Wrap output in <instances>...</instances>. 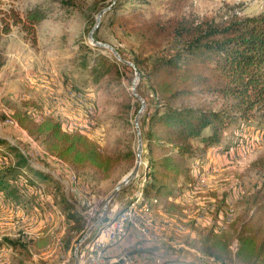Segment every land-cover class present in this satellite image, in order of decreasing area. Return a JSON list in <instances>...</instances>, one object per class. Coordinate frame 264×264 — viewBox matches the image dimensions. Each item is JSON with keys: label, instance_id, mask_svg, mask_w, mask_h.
Returning a JSON list of instances; mask_svg holds the SVG:
<instances>
[{"label": "rangeland", "instance_id": "1", "mask_svg": "<svg viewBox=\"0 0 264 264\" xmlns=\"http://www.w3.org/2000/svg\"><path fill=\"white\" fill-rule=\"evenodd\" d=\"M110 1L0 0L1 9H12L24 23H27L25 14L29 10L40 16V20L32 25L29 32L22 30L20 24H17L10 25L9 32L0 33V137L15 145L28 158L30 166L52 176L53 179L43 178L30 172L35 175V180L42 181L41 184L47 191L54 188L56 193L61 189L63 197L76 204H71L72 211L75 206L84 208L81 197H94L100 209L105 197L131 168V164L118 163L107 179H100L90 169H73L47 155L44 148L28 137L9 115L13 105L20 106L24 102L34 118L52 115L61 123L63 129L78 131L94 141L102 153L129 148L135 151L133 116L139 107V101L130 93L133 68L128 66L127 70L119 69V73L113 71L102 75L90 73L88 67L82 66L81 58L85 51L80 46L82 44L90 48V53H86L87 62L91 63L92 56L97 54L104 55L110 62L116 59L108 48L95 46L87 39L88 30L92 27L98 11L107 7ZM123 1L120 0L113 10L106 9L101 14L93 35L97 41L111 45L128 58L137 56L145 61L166 52L173 43L165 33L151 34L148 29L153 23L169 26L182 19L193 22L203 18L216 22L231 14L253 15L264 11V0ZM145 29L152 36V42L138 37L137 33L145 32ZM116 61L121 63L117 59ZM135 92L141 98L150 97L144 84L136 83ZM200 99L214 108L220 103L219 99L210 95L201 96ZM190 101L193 102L194 99L191 98ZM124 103L130 105L129 123L121 122L120 119ZM88 107H91L92 115L87 118ZM226 137L232 143L238 142V147L246 145L247 150L239 157L236 156L238 147L232 148L229 157L234 155V158L229 159L228 168L223 172L227 179L223 189L215 190L211 186H205L196 190L193 195L199 197L201 204L192 207L188 198L183 196V208L192 220L197 221L195 218L198 215H208L210 199H214L211 193L225 194L227 208L232 209L235 215L250 207L247 198L253 191H264V166L259 160L264 157V140L253 128L246 131L238 128L227 132ZM141 144L143 148L145 144L142 140ZM144 160L140 159L136 177L110 198L106 205L108 208L113 205H116V209L124 207L127 196L135 189L134 185ZM237 185L245 191L242 196L235 192ZM41 202L39 197L37 203ZM54 202L58 208L64 205L62 199L54 198ZM17 204L20 205L19 202ZM14 206L10 201L0 199V237L1 234L8 237L19 235L30 239L46 231L50 233L51 239L48 246L39 249L32 244L26 250L0 246V264H74V256L78 250L77 246L74 251V245L80 237L77 225L68 224L62 230L61 218L49 212L46 205H43L44 210H39L32 208V205L23 204L20 205L22 213L15 211ZM154 211L155 208L152 209ZM34 213L36 214L31 216ZM62 217L66 220L63 215ZM153 219L150 228L157 238L149 243L131 240L130 244L120 249L118 256L134 257L130 264H164L173 260L191 264H220L199 256L198 236L202 228L209 225L208 220H204L202 225L197 222L192 235H188V227L180 229L158 217ZM166 224L168 225L165 228H171L168 233L159 229ZM230 247L234 249L233 245ZM102 258L103 260L94 259V264H104L108 259L106 256ZM116 264H123L122 260ZM225 264L238 263L232 260Z\"/></svg>", "mask_w": 264, "mask_h": 264}, {"label": "trees", "instance_id": "2", "mask_svg": "<svg viewBox=\"0 0 264 264\" xmlns=\"http://www.w3.org/2000/svg\"><path fill=\"white\" fill-rule=\"evenodd\" d=\"M119 1L111 0L106 5L108 10H113ZM25 20L27 23L12 9L0 8V33L9 32L10 25L17 24L29 32L40 16L29 10ZM148 31L153 35L167 34L173 42L171 47L147 61L137 56L128 58L116 49L123 59L133 64L138 73L137 84H144L150 92L149 98L142 97L145 108L138 118L140 137L145 144L140 153V159L145 162L137 176L140 199L145 203L155 200L152 209L172 218L180 227L193 230L198 223L185 218L180 197L195 184L194 167L200 168L209 152L226 153L239 146L226 137L229 131L253 128L264 140V11L253 15L231 14L216 22L205 18L193 22L182 19L169 26L157 22ZM148 31L138 32V37L152 42ZM92 37L96 40L93 33ZM80 46L85 50L82 66L88 67L90 73L103 75L128 69L116 59L108 61L102 54L93 55L92 62H87L86 53H90V48ZM204 95L219 99L218 107L204 103L200 99ZM27 107L24 102L13 105L10 119L56 160L73 169H90L100 179L109 178L120 162L133 165L132 149L102 153L84 134L63 129L52 115L36 119ZM121 109V122L129 123V103L122 104ZM259 160L264 166V157ZM30 172L53 179L50 174L30 166L28 158L15 145L0 137L2 199L44 210L42 203H37L36 193V181H42L35 180ZM47 192L57 200L62 199L64 205L59 209L70 221L67 226L75 224L81 231L83 219L75 210H70L71 203L63 197L62 190L55 193L53 188ZM211 196L214 199L205 217L210 223L202 228L197 241L200 253L220 264L232 260L238 264H264V191H253L247 198L250 207L233 215L229 222L224 219L225 194L211 193ZM50 239L46 231L30 239L1 236L0 246L26 250L32 244L39 249L48 245ZM131 240L134 238L127 234L121 241L106 246L102 256H118L120 249Z\"/></svg>", "mask_w": 264, "mask_h": 264}, {"label": "built area", "instance_id": "3", "mask_svg": "<svg viewBox=\"0 0 264 264\" xmlns=\"http://www.w3.org/2000/svg\"><path fill=\"white\" fill-rule=\"evenodd\" d=\"M91 115L92 109L91 107H88L87 118ZM246 147V145L238 147L236 156H243L247 150ZM219 153L220 152L217 151L209 152L205 162L201 165V167H194V173L196 174L197 179L193 188L199 190L200 188L205 187L207 174L215 171V165L212 163V161ZM223 154L228 156V160L234 158V155H232L233 157H229V152ZM36 186V193L40 199H42V205H46L48 209L61 218L60 226L62 230L65 229L67 227V221L62 217L61 210L54 203V198L56 197H54L52 194H49L41 183L36 182ZM235 192L238 196H242L245 191L241 186L237 185ZM140 198V191L137 187L130 195L127 196V202L125 203L124 207L119 209H116V205L110 206L109 208L107 206L105 207L102 219L95 226H93L91 231L86 234L78 243V250L75 255L78 264H94V259L103 260L102 250L108 245L121 241L126 237L127 234L132 235L136 241L141 243H149L157 238L155 233L152 232V229L150 228L152 205L155 200L145 203L142 202ZM0 199H2L1 195ZM81 199L82 204H84V208L79 209L75 206V211L83 219V229L80 231L81 234L79 233V236H81L85 230L94 221H96V219H98L101 212L103 211L102 207L98 209V205L94 197H91L90 199L81 197ZM68 201L71 204H74L70 200ZM210 201L213 202V199H210ZM14 208L17 212H23L22 207L18 204L15 205ZM32 208L36 209L34 206ZM35 212L37 211L35 210ZM35 214L36 213L32 214L31 216ZM232 217L233 211L228 207L224 219L226 222H229ZM32 219H34V217ZM195 219L197 222H204V220H207L205 217H201L199 215ZM199 256L202 259L214 261L212 257L202 253H200ZM131 257L132 256H125L122 258L120 256L110 257L106 259L104 264H116L121 260L123 264H130L135 259L134 257Z\"/></svg>", "mask_w": 264, "mask_h": 264}, {"label": "water", "instance_id": "4", "mask_svg": "<svg viewBox=\"0 0 264 264\" xmlns=\"http://www.w3.org/2000/svg\"><path fill=\"white\" fill-rule=\"evenodd\" d=\"M113 1V0H112ZM109 6L105 7V8H102L98 11L96 17H95V21L92 25V27L88 30V33H87V39L90 43H92L93 45L95 46H98V47H106L108 48L112 55L118 60L120 61L121 63H123L124 65L126 66H130L133 68L134 70V66L133 64L126 60V59H123L119 53L116 51V49H114L111 45L107 44V43H103V42H99L97 40H95L93 37H92V33L93 31L98 27L99 25V18L101 16V14L106 10L108 9ZM138 81V73L137 71H134V76L131 80V83H130V93L139 101V108L137 109V111L135 112L134 116H133V127H134V133H135V137H136V148H135V151H134V154H135V159H134V163L133 165L131 166V168L115 183V185L113 186V189L112 191L105 197L104 201H103V204H102V208H103V211L101 212L100 216L98 217V219H96V221H94L86 230L85 232L79 237V239L77 240V242L75 243L74 245V251H76L77 249V246H78V243L79 241L86 235L88 234L92 227L95 226L103 217V214H104V209L108 203V201L110 200V198L116 193V191L122 187H124L126 184H128L129 182H131L137 175V172H138V168H139V165H140V153L142 151V144H141V138H140V131H139V127H138V118L140 117V114L142 113L143 109H144V106H145V103H144V100L143 98H141L136 92H135V86H136V83ZM74 264H78L77 260H76V256H74ZM164 264H191V263H188V262H183V261H177V260H173V261H169V262H166Z\"/></svg>", "mask_w": 264, "mask_h": 264}, {"label": "crops", "instance_id": "5", "mask_svg": "<svg viewBox=\"0 0 264 264\" xmlns=\"http://www.w3.org/2000/svg\"><path fill=\"white\" fill-rule=\"evenodd\" d=\"M230 152H232V149L229 150V153ZM239 157H241V156H239ZM228 162H230V161L228 160V156H226L225 154L219 153V154L216 155L215 159H213V161H212V163L215 165V171H214L215 173L214 174H210V173H212V172H210V173L207 174L206 180H205V186H207V187H210L211 186L215 190L223 189L224 188V186H225V182L224 181L227 180V179L225 178L226 175L223 172L225 170H227V168H228V166H227ZM138 185H139V182H136V184L134 185V188H137ZM209 190H210V188H209ZM195 192H197L196 189L195 188H192L191 190L183 193L181 195V197H180L181 204L184 206V204H183V198L184 197L183 196H185L186 198H188L189 203L191 202L190 203L191 207L192 206H195L197 204H201V202L199 201V197L196 196V195H193ZM2 204H3V202H2ZM184 213H185V209H184ZM154 217H158L163 222H166V223L170 222L174 226H177L178 228L183 229L172 218L166 217L164 214H162L157 209H156V211L152 212V214H151V220L154 221V219H153ZM185 218L186 219H190V215L185 213ZM153 221H152V223H154ZM168 224H166L164 226L163 225L160 226L159 229L163 230L164 233L170 232V229L171 228H165ZM202 224H203V222H200V225H202ZM192 231L193 230L189 231V229H187V232L189 233L188 235H192ZM46 233L49 236H51L50 233H48V232H46ZM2 235L3 234H1V236ZM48 245H46V246H48Z\"/></svg>", "mask_w": 264, "mask_h": 264}]
</instances>
